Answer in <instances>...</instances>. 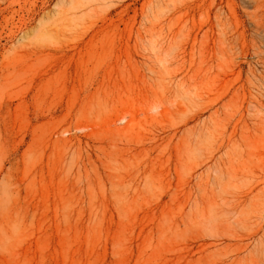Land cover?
<instances>
[{"label": "rangeland", "instance_id": "374dc122", "mask_svg": "<svg viewBox=\"0 0 264 264\" xmlns=\"http://www.w3.org/2000/svg\"><path fill=\"white\" fill-rule=\"evenodd\" d=\"M0 264H264V0H0Z\"/></svg>", "mask_w": 264, "mask_h": 264}]
</instances>
